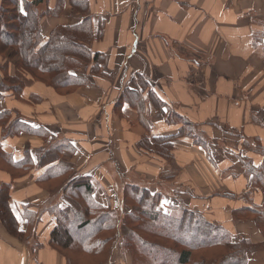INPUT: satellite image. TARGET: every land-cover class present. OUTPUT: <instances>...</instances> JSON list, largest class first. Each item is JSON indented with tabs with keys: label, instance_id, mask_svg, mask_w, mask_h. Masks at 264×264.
I'll return each instance as SVG.
<instances>
[{
	"label": "crops",
	"instance_id": "crops-1",
	"mask_svg": "<svg viewBox=\"0 0 264 264\" xmlns=\"http://www.w3.org/2000/svg\"><path fill=\"white\" fill-rule=\"evenodd\" d=\"M38 1L42 45L54 28L86 21L92 32L89 49L103 60L93 68L89 64L85 82L65 95L20 72L27 82L20 98L13 91L4 93L0 111H10L11 120L17 113L21 123L39 133L0 139L1 150L18 162L28 147L37 163L44 135L65 139L62 152L53 148L58 153L54 164L71 160L92 179L94 198L108 209L111 200L121 197L114 175L144 171L146 181L188 189L190 208L214 210L230 232L254 234L260 241L253 227L245 233L249 223L234 224L229 211L252 188L244 163L250 160L257 167V149L264 147V128L253 121L264 111V0ZM182 120L193 124L195 136L206 142L173 139L170 154L179 173L161 182L156 168L164 172L168 163L144 150L141 141L153 144L176 135ZM247 140L259 147L249 150ZM110 165L113 174L106 170ZM9 181L0 169V186ZM218 192L235 197L209 200ZM258 193L251 196L256 207L264 204V194ZM52 195L35 183L34 173L12 183L10 206L20 229L27 226L21 216L24 206L39 216L32 230L39 245L30 256L0 222V264H65L48 244L56 219L46 209L63 205L62 195Z\"/></svg>",
	"mask_w": 264,
	"mask_h": 264
},
{
	"label": "trees",
	"instance_id": "trees-1",
	"mask_svg": "<svg viewBox=\"0 0 264 264\" xmlns=\"http://www.w3.org/2000/svg\"><path fill=\"white\" fill-rule=\"evenodd\" d=\"M70 1L72 3L74 0ZM39 3L38 0L1 2L0 56H4L5 62L0 63V103L3 94L8 91H13L14 98L19 99L25 87L20 77L9 75L8 68L12 63L33 80L63 91L74 90L83 84V72H86L89 64L93 68L103 60L89 49L92 32L86 21L54 28L42 45L40 21L43 13H39L36 8ZM21 7L26 14H21ZM9 46L16 47L13 56L19 61L12 60L9 54L4 53ZM11 115L10 111H0L1 139L20 133L23 129L35 133L20 122L17 113L12 120ZM253 121L264 128V111H259ZM182 122L183 127L176 135L156 139L153 144L142 140L140 144L147 152L163 158L173 170L176 169L170 154L173 139L187 136L196 143H199L198 138L206 142L201 135L195 136L197 133L193 124L185 120ZM258 152L262 159L257 167L252 166L250 160L245 163L246 174L252 181L251 190L243 194L245 197H251L258 191L264 194V147ZM56 153L53 148L45 153L37 152L38 158L47 154L44 157L51 160L50 164L43 165L39 159L35 174V183L48 194L57 190L51 186L53 182L72 173L68 166L54 164ZM0 166L11 176L10 182L0 186V222L9 235L22 241L23 236L32 233L33 223H37L39 216L28 212L33 209L24 206L21 216L27 226L24 230L20 229L10 206V196L12 183L24 177L33 167L30 150H26L24 158L16 162L0 148ZM44 168L46 170L42 173ZM59 190L63 205L46 209L56 219L49 239L53 247L65 254L67 264H79L70 253L84 255L91 260H84L83 264H112L117 256L116 250L122 249L130 253L131 264H249L252 253L264 249V201L262 206L256 207L250 201L246 202L248 198H245L231 211L234 224L251 223L256 228L261 240L252 241L254 239L248 236L238 238V233L230 232L227 224L211 221L204 211L190 208L187 200L191 197L186 196V190L174 191L168 196L166 206H163L161 193L128 185L124 189L123 204L130 210L122 217L112 216L106 205L96 201L93 195L95 188L88 176L67 179ZM82 232L87 233L81 236ZM144 236L156 237L161 242L151 244Z\"/></svg>",
	"mask_w": 264,
	"mask_h": 264
},
{
	"label": "rangeland",
	"instance_id": "rangeland-1",
	"mask_svg": "<svg viewBox=\"0 0 264 264\" xmlns=\"http://www.w3.org/2000/svg\"><path fill=\"white\" fill-rule=\"evenodd\" d=\"M4 53L5 54H9L12 58V60H14V61H19L18 60V58H16V57H14L13 55L16 53V47H14V46H9L8 47V49L7 50H4ZM3 62H5V58H4V56H0V63H3ZM13 64V63H12ZM9 65L11 68H12V70H14V74H12V76H16L17 75V77H20L24 82H26L25 81V78H24V76H22V75H20V72H22V71H20V70H18V69H16L15 68V66H14V64L13 65ZM1 65V64H0ZM57 67V66H56ZM25 75H28L26 72H25ZM33 80V79H32ZM35 81V80H34ZM35 82H39V81H35ZM27 83V82H26ZM39 83H42V82H39ZM43 84V83H42ZM45 85V84H44ZM45 86H47V85H45ZM48 88H51V87H49V86H47ZM79 88V86L77 87V88H75L74 90L73 89H64L63 91H58V90H55L54 88H51V89H53L57 94H59V95H65V94H70V93H74V92H76V90ZM1 104H2V102L0 103V110H2L1 109ZM26 130L25 129H23V130H21V132L19 133H16V134H10L8 137H3L2 139H7V138H14L15 136H18V135H21V133L22 132H24V133H28L29 135H32V136H34L35 134H38V132H35V133H29V132H25ZM0 139H1V136H0ZM65 139H61V140H58L57 139V141L56 140H51L50 138H48V137H46L45 135H44V137L42 138V141H43V147L42 148H40V149H38V150H36V154H37V152L38 151H41V152H46V151H48V149H50V148H59L58 149V151L59 150H61V152L64 150V148L65 147H62L61 146V144L60 143H64V142H62V141H64ZM60 141V142H59ZM248 141V140H247ZM244 144V148H246L245 147V142H243ZM248 144H250V145H248L247 147H248V149L249 150H255L256 148H258L259 146H256V144H255V147L251 144L252 142L251 141H248L247 142ZM1 146V145H0ZM52 146H54V147H52ZM71 147V146H70ZM30 148H28V147H26L25 148V150H24V156H25V151L26 150H29ZM261 148H258L257 149V151L258 150H260ZM74 150V149H73ZM69 153L71 154V152H70V150H69ZM10 155V154H9ZM47 155V154H46ZM46 155H42V157H40V158H38V156L36 155V157H37V159H38V161H39V159H41V161H42V159H43V161H42V164L43 165H47V164H50L51 163V160H48V162L46 161L45 163H43L44 162V160H45V157L44 156H46ZM12 156V155H11ZM30 156H31V158H33L32 157V150H30ZM62 158V155H60V156H58V158H57V160H60ZM61 163V162H60ZM245 163H247V162H245ZM244 163V164H245ZM41 164V165H42ZM61 164H63V165H66V166H68L70 169H71V171L70 172H72V173H70V174H67V175H65L64 176V178H62L61 180H56L55 182H53L52 184H51V186H54V187H56L57 188V190L54 192V193H50V195H52V197H57V195L58 196H60L61 194H60V190H59V188H60V186L63 184V183H66V181H67V179L69 180V179H76V178H80V177H82V176H85V175H82V174H80V172L81 171H79V170H76L75 168H74V166L72 165V163H71V160L69 161V160H66V161H64L63 160V162L61 163ZM37 167H38V162L37 163H33V167L28 171V173L24 176V177H26V176H28V175H30V174H32V173H34V179H35V182H36V177H35V174H36V169H37ZM161 167V166H160ZM160 167H158V168H160ZM0 168H2L1 166H0ZM158 168H156V171H157V174H159L160 175V177H159V180L161 181V182H163V181H165V180H167V181H169V180H171V179H174L178 174H176V172H177V170L175 169V170H173L172 169V167H171V165L169 166V164H168V168H169V170H168V168L167 167H165L164 168V172H161ZM39 170V169H38ZM106 170H110V172L113 174L114 173V171H113V167L110 165V166H108L107 168H106ZM44 172V171H43ZM142 172V171H141ZM138 173V172H135L134 170H131V172H129V174L127 173V174H119V175H121V177H116L115 175H114V181L116 182V188L119 190V192H120V194H121V197H120V201L119 202H113L112 200H111V202H110V206H111V209H109V211H110V214L112 215V216H115V217H122L124 214H126V212H129V210H130V208L128 209V208H126L125 206H124V204H123V198H124V189H125V187L126 186H132V185H135V186H138L139 188H149V190H151V192L152 193H156V192H159V193H161L162 194V198L164 199V201H163V203H162V205L163 206H166V203H167V198H168V196L170 195V194H172L174 191H178V189L179 188H181V187H179V186H174V185H163V184H160V185H156L157 184V182L156 181H146V179H147V177H145L146 179H143V174L142 173H144V171L142 172V173ZM177 173H179V170H178V172ZM164 175H167V177H165ZM145 176V175H144ZM10 177V181H11V176H9ZM24 177H22V178H24ZM150 179V178H149ZM92 180V179H91ZM9 181V182H10ZM61 182H62V184H61ZM37 184V183H36ZM49 186V185H48ZM181 189H183V190H188V189H185V188H181ZM205 190H207V188L205 189ZM118 193V192H117ZM258 193V192H257ZM255 194V196L257 197L258 196V194ZM216 196H222L223 198H226V199H230V197H235V196H231L230 194H228V193H224V192H218L217 194L215 193L214 195H213V197L211 196V197H209V200H211V199H213V198H215ZM242 200H244L245 198H248L247 199V201H250L252 204H253V198L252 197H245V195H242L241 197H240ZM209 200H207V201H209ZM60 201H61V199H60ZM59 201V202H60ZM188 202L190 201V199H188L187 200ZM204 202H206V201H204ZM244 202V201H243ZM59 203H53V204H51V206H57ZM235 203H234V200H232V203H231V206H233ZM254 205V204H253ZM124 208L126 209V210H124ZM218 208H220V207H218ZM138 210H140V208H138ZM124 211H125V213H124ZM204 211V214L208 217V216H210L209 218H211L210 220L211 221H218V222H222V221H220V219H217L215 216H214V214H216V213H214V210H212L211 212L209 211V210H207V209H205V210H203ZM230 212V215H231V210L229 211ZM210 214H213V216H211ZM215 219H217V220H215ZM229 219V218H228ZM34 219H32V221H33ZM231 220V219H230ZM33 223V222H32ZM249 224H251V223H249ZM249 224H247L246 225V227L244 228V231H245V233H249V228L251 227H253L254 228V230H255V232L257 233V231H256V228L251 224V225H249ZM73 231V230H72ZM86 233L87 232H82V233H80V235L81 236H84V235H86ZM237 234V233H236ZM238 236V238H241V237H243V238H246L247 236L248 237H250V238H252V239H254L253 238V236H255L254 234L253 235H251V234H245V235H243V234H240V236H239V234H237ZM11 236V235H10ZM12 237V236H11ZM151 244H154V243H157V242H161V240L160 239H158V238H156V237H154V238H151V237H149V236H144ZM14 238V237H13ZM15 240H17L18 242H20V243H23L24 244V246L26 247V249L30 252V256L32 255V250H34V248L37 246V245H39L38 244V241L36 240V237H35V235L33 234V233H31L30 235H28V236H23V240L22 241H20V240H18L16 237L14 238ZM251 239V240H252ZM256 239H254V240H252V241H255ZM259 240H261V237H259ZM48 244H49V246L52 248V249H54L56 252H58L63 258H64V260H65V264H67V259H66V256H65V254L64 253H62V251H60L57 247H53L52 245H51V242H50V239L48 240ZM120 245V244H119ZM119 245H118V247H119ZM116 254H117V256H116V258H114V260H113V262H112V264H131V256H130V253L128 252V251H126V250H121V251H118V250H116ZM74 260H76L79 264H83V261L84 260H89V261H91L90 259H88L87 257H85L84 255H81V256H76V255H73V254H69ZM249 264H264V249L262 250H257L256 252H254V253H252V255L249 257Z\"/></svg>",
	"mask_w": 264,
	"mask_h": 264
},
{
	"label": "snow or ice",
	"instance_id": "snow-or-ice-1",
	"mask_svg": "<svg viewBox=\"0 0 264 264\" xmlns=\"http://www.w3.org/2000/svg\"><path fill=\"white\" fill-rule=\"evenodd\" d=\"M20 12H21V14H26V13L24 12V8H23V7L20 8Z\"/></svg>",
	"mask_w": 264,
	"mask_h": 264
}]
</instances>
